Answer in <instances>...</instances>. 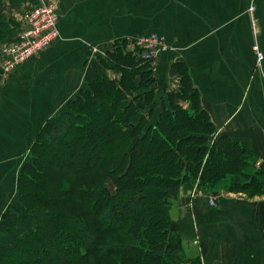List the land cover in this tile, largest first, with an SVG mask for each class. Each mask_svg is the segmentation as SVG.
<instances>
[{"label": "trees", "instance_id": "1", "mask_svg": "<svg viewBox=\"0 0 264 264\" xmlns=\"http://www.w3.org/2000/svg\"><path fill=\"white\" fill-rule=\"evenodd\" d=\"M14 1L34 3L39 0ZM20 24V21L0 16V33L7 31L15 40ZM3 40L0 36V47L7 41ZM118 52L133 55L124 49ZM107 56H97L87 69L88 86L82 89L74 107L84 111V114L65 111L52 116L41 137V143L45 146H66L74 151L76 143L82 139L84 144L78 149L82 155L87 150L86 144L90 142L83 134L89 137V131L93 128L106 131L104 147L109 150L110 157H116L109 174L118 171V178H114L117 187L111 191L101 185L92 191L94 193L96 190L94 194L101 197L92 199L86 195V201L77 199V204H86L97 214L93 224L97 235L90 238L91 244H86L87 235L81 229L78 238L74 240L62 224L57 226L59 213L55 209L40 206V201L36 202V206L29 203L27 183L21 177L20 193L12 199L10 208L0 220V264H84L85 261L105 264L102 262L105 258L133 252H139L155 261L177 259L183 249L182 239L174 234L173 229L168 228L173 196L179 194L184 183L197 180L206 190L218 192L216 189L225 185L221 184L224 178H239L242 176L241 166L249 168V149L254 150L251 145L227 134H219L218 141H212L211 135L217 131V127L208 112L201 107L199 94L191 85L189 75L184 73L188 86L185 90L195 102L198 101L199 107L195 106L197 114L188 113V110L179 106H163L159 117L150 114L146 119L142 116L136 123L132 113L136 97L129 99V95L134 91V77L138 73L132 64L126 73L123 62L118 64L122 68H114L119 79H110L104 67ZM181 65L177 66L183 67ZM146 72L150 73V83L154 82L155 79L151 78L152 70L148 68ZM147 82L142 80L136 84L138 88L148 89L150 85ZM153 91L151 88L147 96ZM150 102L149 109L153 111L154 100ZM124 106H130L129 110H124ZM219 157L224 165L215 164L214 160ZM162 159L164 164L158 162ZM152 162H157L155 165L159 169L151 166ZM31 163V169L38 164L36 160ZM152 168L167 177L150 175ZM183 169L187 172H183ZM86 192L89 194L90 191ZM51 201L50 198V205L56 204ZM51 248H55L54 254L50 253ZM89 257L92 259L89 260Z\"/></svg>", "mask_w": 264, "mask_h": 264}, {"label": "crops", "instance_id": "2", "mask_svg": "<svg viewBox=\"0 0 264 264\" xmlns=\"http://www.w3.org/2000/svg\"><path fill=\"white\" fill-rule=\"evenodd\" d=\"M180 4L181 0H165L157 9L156 1H149L150 12L142 14L136 10L126 12L123 0H63L58 3L59 30L62 24L74 49L73 59L77 61L83 58L82 48L96 49L94 42L134 38L159 29L168 45L158 60L165 73L168 74L169 65L177 70L175 64L186 63L218 134L250 143L260 158L259 164H263L264 59L258 63L254 46L258 45L264 52V0L250 3L260 7L254 18L248 11V15L237 13L250 7L247 0H214L211 16L196 15L195 19H175L181 11L174 7L170 12V6ZM31 5L32 2L0 0V16L22 21L23 13ZM162 11H165L164 22L158 25ZM126 18L148 19L149 29H125ZM253 25H257L254 30ZM0 36L8 42L14 41L7 31ZM58 42L11 74H4L0 66V78L6 80L0 81L1 108L7 106V100L20 98L26 90L31 102L36 104L35 97L40 95L36 90L39 74L45 68L43 61L59 51ZM155 67L160 76L162 69ZM60 94L61 88L50 92L53 98L61 97ZM11 118L5 116V120ZM178 198L172 210L173 227L182 239L186 264H264V198L239 192L222 196L216 205H211L208 196H195L189 186H185ZM191 258L196 262L192 263Z\"/></svg>", "mask_w": 264, "mask_h": 264}, {"label": "rangeland", "instance_id": "3", "mask_svg": "<svg viewBox=\"0 0 264 264\" xmlns=\"http://www.w3.org/2000/svg\"><path fill=\"white\" fill-rule=\"evenodd\" d=\"M51 1L60 4L63 0ZM149 1H156L157 9H159L165 0H123V3L126 12L136 10L142 14H148L150 12ZM239 1L240 0H238V2ZM252 1L259 2L260 0H247V3L249 4L248 6H251L250 3ZM213 3L214 0H181L180 5L170 6V12H172L174 7L181 11L179 16H175V19L182 17L195 19L196 15L211 16ZM86 10L87 13H91L90 9ZM246 11H248L249 16L254 18L257 13H260V7L256 8L255 6L253 10L250 7L247 9L245 8L237 13H239V15H248ZM164 12L162 11V13L158 15V25H161L160 23L164 22ZM168 23H170V20ZM256 28L257 25H253V30ZM125 29L133 31L148 30L149 20L144 18H126ZM157 30L160 32L159 29H156V31ZM59 32L60 35L52 45L54 46L57 41H59V46L56 48L59 49V51L53 56L45 57L43 61L45 68L44 72L39 74L40 81L37 84L39 89L36 88V90L40 95L37 98L35 97L36 104L31 102L32 98L27 95L28 91L26 90L24 91L25 94L19 95L21 100L20 98L14 97L13 99L7 100V106L5 108L0 107V220L3 214L10 208L12 199L19 195L20 179L23 178L27 183V193L29 194L28 199L32 206H36V202L39 203L40 201V206L55 209L59 213L57 226L60 227L62 224L63 228L70 231L69 236L71 235L74 240L78 238L79 230H85L86 233L84 234L87 235L85 243L91 244L92 240L90 238L97 235V233H94L96 227L93 225L96 222L97 214H94V211L91 208H88L86 204H81L82 206L77 204L79 203L77 199L84 201L85 198H88L86 195L92 199L101 197V195L94 194L98 186L101 187V185L107 186L111 191H115L117 187L114 178H118V171L111 173L113 177L107 176H111L109 172L110 170H113L112 165L115 164L116 157H110L109 150L104 147L106 131L93 128L89 131V137L83 134L85 138H89L88 141L90 142L86 141L89 144H86L85 147L87 150L84 151V154L82 155L79 154L80 151H78L79 147L84 144L82 139L76 143V149L74 151L71 147L66 146H60L59 148H61V150H58L59 148L45 146L41 143V137L45 125L52 116L65 111L84 114V111L77 110L74 107L76 100L79 99L78 95L81 94L82 89L88 86L86 72L89 65L94 63L96 57L103 55V53L104 55H108V59L104 60L107 62L104 67L106 68L105 70L110 79H119V74H117L116 69L114 68H122L118 64L124 62L125 66H128V68L125 66L123 68L126 69V73L129 71L130 64H132V68L138 73L134 77L136 83L142 80L148 81V86L150 85L148 89L146 87L143 89L141 87L138 88V84L135 83L133 86L134 91L129 95V99L136 97L135 105L132 108V113L134 114L133 119L136 123L141 120L142 116L146 119L150 117V114L155 118L159 117V113L163 109V106L171 108H173V106H179L188 110V113L197 114L195 106L199 107V104L198 101L195 102L185 90L188 86H186L187 81L184 79V73L187 74V76L189 75L191 85L195 87L196 93L199 94V103L201 104V107L208 112L211 119L212 115L208 110V107L203 104L200 96L201 90L196 87V81L193 79L192 71L190 68L188 69L186 63L181 65L183 67H179L177 66L178 64H175L177 70L173 65H169L168 74L165 73L166 70L162 68L161 62H158L165 50H161L152 60L143 61L140 59V47L137 45L136 37L138 36L134 38L130 36L116 37L104 42H94L97 45L96 49H94L93 46L92 48H82L81 51L83 58L74 61V49L71 47L72 43L66 36L67 33L62 24ZM256 32L258 33V30H256ZM146 34L144 33L142 35ZM118 39L123 41L118 42ZM120 49L128 50L133 55L131 53L129 54L132 56L122 54L118 52ZM100 51L103 53L99 54ZM34 58H37V56ZM155 66L162 69L160 76L156 73ZM148 68L152 70L151 78L155 79V81H151V83L149 79L150 73L146 72ZM2 72L4 74H11L12 71L8 73H5L4 71ZM144 75L146 77H144ZM0 81L6 80L0 78ZM76 84H78L77 88L73 87ZM56 88H61V97L56 96L53 98L51 96L52 94L50 95V92ZM151 88L152 90L154 89V91L151 92L150 97L147 96V93ZM180 88H182L181 91H179ZM36 90H34V92H36ZM185 96L190 98H185ZM129 99L127 100L128 102ZM151 100H154L152 103V106H155L153 111H150L152 109H149ZM18 101L20 102L18 103ZM129 107L123 109L127 111L129 110ZM9 115L12 118L5 120V116ZM11 124L13 126H8ZM215 126L217 127V125ZM110 130L111 128L109 127L108 131ZM218 135V130L215 133H212V141H218ZM85 138L84 140H87ZM248 144L251 145L250 143ZM249 152V168L246 169L244 166H241L242 176L239 178H236L235 176L224 178L225 181H222L223 183L221 184L225 185L219 186L216 189L218 192L206 190L200 185V180H197L196 182H186L181 186L179 194L174 195L171 199V217L168 219V228L173 229L175 232L173 233L175 235L177 234L178 238L180 235L173 227L174 220L172 210L176 199L178 200L180 194L184 192L185 186L192 187L195 196H197V194L208 196V202L211 205H216L218 198L222 196H230L239 192L246 194L248 197L258 196L264 198V163L261 165L259 164L260 158L255 150L249 149ZM228 158L231 159L232 156H228ZM35 160L38 164L35 168L31 169L30 165H32V163L30 164V162ZM214 161L215 164L224 165L221 157ZM153 162L151 163V166L157 167V165H155L157 162ZM158 162L164 164L165 161L162 159L161 161L158 160ZM183 172L187 171L183 169ZM149 174L158 176L159 178L167 177L162 175L161 172L155 171L153 168L150 169ZM137 177H142V175H138ZM240 181L242 184L244 183L243 186L242 184L239 185ZM234 188H236V190H234ZM242 188L247 189L243 190ZM94 189L96 190L93 193L92 191ZM86 191H90L89 194ZM50 198L52 199L51 203H56L55 205H50L48 203ZM211 200H214L215 204H212ZM78 206H81V209H78ZM91 206H93L92 203ZM82 215L84 216L83 218ZM64 244L65 242L63 245ZM49 250L51 254L56 252L55 248ZM91 257L94 258L93 256ZM91 257H89V260L92 259ZM186 261V252L182 249L177 259L155 261L139 252H133L122 254V256L119 254L105 258L102 262L105 264L119 262L122 264H182L183 262L186 263ZM191 261L194 263L196 262V259L191 258ZM84 264H92V262L85 261Z\"/></svg>", "mask_w": 264, "mask_h": 264}, {"label": "built area", "instance_id": "4", "mask_svg": "<svg viewBox=\"0 0 264 264\" xmlns=\"http://www.w3.org/2000/svg\"><path fill=\"white\" fill-rule=\"evenodd\" d=\"M250 8L253 10L255 5ZM60 12L54 1L39 0L23 13L20 29L14 41L6 42L0 47L2 71L8 73L23 65L34 56L50 47L60 35ZM140 47L141 58L152 60L162 50H166L165 35L151 32L136 37ZM258 62L263 61L264 52L258 45L254 46ZM215 204L214 200H211Z\"/></svg>", "mask_w": 264, "mask_h": 264}]
</instances>
